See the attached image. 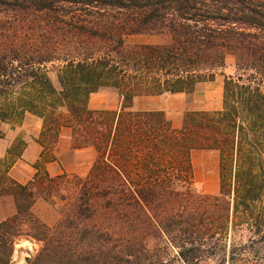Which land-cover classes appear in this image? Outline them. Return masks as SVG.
<instances>
[{
	"label": "trees",
	"instance_id": "trees-1",
	"mask_svg": "<svg viewBox=\"0 0 264 264\" xmlns=\"http://www.w3.org/2000/svg\"><path fill=\"white\" fill-rule=\"evenodd\" d=\"M143 35L158 41H128ZM229 57L222 109L190 110L180 128L135 109L194 94ZM104 89L117 109L90 108ZM28 118L42 121L45 161L21 184L10 170L23 144L0 159V264L23 237L41 244L27 264H225L246 235L239 249L264 259V0H0V138ZM64 129L96 155L85 176L46 168ZM195 151L218 155V195L195 188Z\"/></svg>",
	"mask_w": 264,
	"mask_h": 264
},
{
	"label": "rangeland",
	"instance_id": "rangeland-1",
	"mask_svg": "<svg viewBox=\"0 0 264 264\" xmlns=\"http://www.w3.org/2000/svg\"><path fill=\"white\" fill-rule=\"evenodd\" d=\"M128 41L130 43H155L158 39L153 36L143 35L129 38ZM235 74L234 59L229 57L226 68L218 72L215 80L207 84H202L197 88L194 94H167L163 96L141 97L135 101V109L154 110L162 107L173 126L175 128H180L184 115L190 110L216 111L222 109L224 80L226 77L235 76ZM50 75L54 84L59 87L56 73L52 71ZM89 106L93 110H114L119 106V97L114 90L104 89L92 95ZM1 129L4 133V136L0 138V152L3 151V156L0 157L1 160L8 156L9 149L15 144H19V142L23 144L20 146L22 156L20 158H15L13 167L19 160L23 159L25 148L31 143L32 139L35 141L40 139V134H37L36 123L33 119L28 118L21 126L14 128L9 125H2ZM50 152L56 156V160L50 163L47 162L45 165L47 170L49 168L48 171L52 176H57L62 173L85 176L96 158L95 153L91 151L72 150L70 131L67 129L62 130L58 143L50 149ZM40 158L41 159L33 165V168L36 170L38 165L42 167L44 164L45 159H43L42 154ZM192 162L194 167L195 188L205 194L218 195L220 191L218 155L215 153L195 151L193 153ZM13 167L11 170H13ZM11 170L10 176L16 180L13 175H11ZM32 172L31 168L26 165L17 166L13 171L14 174L22 177L20 179L22 182L27 181L31 177ZM34 212L48 225H54L58 218L56 209L43 200H38ZM249 239V235H246L244 238L237 236H232L230 238L232 243L235 244L237 251H235L233 255L227 254L228 261L225 264H264V259L255 256L252 250L239 249L242 246L250 244ZM256 239L258 240V238ZM40 248L41 244L30 238L23 237L19 239L15 245L12 264H27L29 259L36 256ZM172 255L171 258L174 257L175 253ZM230 256H233L234 260L229 261ZM221 258L222 257L219 256L206 259L199 264H221Z\"/></svg>",
	"mask_w": 264,
	"mask_h": 264
},
{
	"label": "crops",
	"instance_id": "crops-1",
	"mask_svg": "<svg viewBox=\"0 0 264 264\" xmlns=\"http://www.w3.org/2000/svg\"><path fill=\"white\" fill-rule=\"evenodd\" d=\"M179 95V94H176ZM154 110H161L164 111L162 107L156 108ZM34 122L36 123V131L37 134L39 135L42 129V121L38 118H33ZM38 135H37V139H38ZM34 139H32L31 143H29L27 145V147L25 148V152L23 154V159L19 160L16 165L13 167V170H11V175H13V177L21 184H27L30 180H32V178L35 176V174L37 173V170L33 168L34 163H36L38 160H40L41 158V154L43 151V147L38 143V141H33ZM3 156V151L0 152V157ZM21 163V164H19ZM20 165H26L29 168H31V170L33 171L31 174V177L25 181L22 182L20 179L22 178L21 176H17V174H14V168H16L17 166ZM49 170V168H48Z\"/></svg>",
	"mask_w": 264,
	"mask_h": 264
}]
</instances>
